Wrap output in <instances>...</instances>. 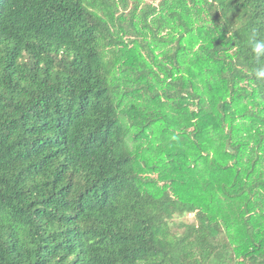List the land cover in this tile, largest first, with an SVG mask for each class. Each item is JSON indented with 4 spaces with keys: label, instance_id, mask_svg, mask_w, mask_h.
Here are the masks:
<instances>
[{
    "label": "trees",
    "instance_id": "16d2710c",
    "mask_svg": "<svg viewBox=\"0 0 264 264\" xmlns=\"http://www.w3.org/2000/svg\"><path fill=\"white\" fill-rule=\"evenodd\" d=\"M253 38L264 0H0V264H264Z\"/></svg>",
    "mask_w": 264,
    "mask_h": 264
},
{
    "label": "clouds",
    "instance_id": "9594fccd",
    "mask_svg": "<svg viewBox=\"0 0 264 264\" xmlns=\"http://www.w3.org/2000/svg\"><path fill=\"white\" fill-rule=\"evenodd\" d=\"M251 53L253 57L260 61L261 58H264V39L253 38L250 41ZM254 75L257 80L264 79V66H259L254 69Z\"/></svg>",
    "mask_w": 264,
    "mask_h": 264
},
{
    "label": "rangeland",
    "instance_id": "374dc122",
    "mask_svg": "<svg viewBox=\"0 0 264 264\" xmlns=\"http://www.w3.org/2000/svg\"><path fill=\"white\" fill-rule=\"evenodd\" d=\"M193 218H194V214H191V215H189V216L186 217V219H187L188 221H191ZM184 219H185V218H184ZM180 220H181V219L176 218V221H180ZM209 247H212V245H206V244H203L202 247L200 246V249H201V250H205V249H207V248H209ZM225 256H226V255L224 254V252H223L222 249L218 250L217 253L215 254V257H216L221 263H222L223 260L226 259Z\"/></svg>",
    "mask_w": 264,
    "mask_h": 264
}]
</instances>
